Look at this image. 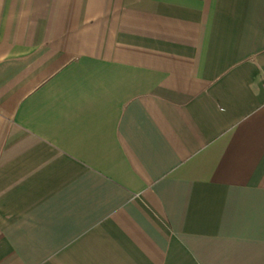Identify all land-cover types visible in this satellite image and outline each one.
<instances>
[{"label":"crops","instance_id":"obj_1","mask_svg":"<svg viewBox=\"0 0 264 264\" xmlns=\"http://www.w3.org/2000/svg\"><path fill=\"white\" fill-rule=\"evenodd\" d=\"M0 264H264V0H0Z\"/></svg>","mask_w":264,"mask_h":264}]
</instances>
